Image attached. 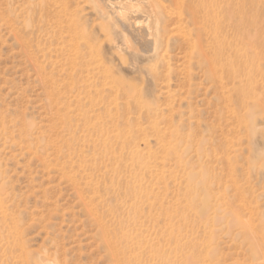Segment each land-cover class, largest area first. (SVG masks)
<instances>
[{"label": "rangeland", "instance_id": "1", "mask_svg": "<svg viewBox=\"0 0 264 264\" xmlns=\"http://www.w3.org/2000/svg\"><path fill=\"white\" fill-rule=\"evenodd\" d=\"M160 1L163 60L93 0H0V264H264V0L230 74Z\"/></svg>", "mask_w": 264, "mask_h": 264}, {"label": "bare ground", "instance_id": "2", "mask_svg": "<svg viewBox=\"0 0 264 264\" xmlns=\"http://www.w3.org/2000/svg\"><path fill=\"white\" fill-rule=\"evenodd\" d=\"M93 1L102 16L110 22V26L119 32L127 48L153 53L156 57L165 59L167 41L171 34L177 31L174 25L177 20L173 10L160 0ZM171 1L175 4L176 10L184 7V0ZM186 7L193 24L198 25L197 29H202V32L197 33L195 40L199 55L212 68L215 67L216 70L220 69L228 74L235 70L236 64L244 71H250L254 61L250 57L251 62L246 57L235 61L232 53L236 51V46L240 42L245 43L246 37L251 36L248 30L244 39L237 38L236 35L238 31L240 32L242 24L258 22L257 18L246 17L244 21L240 15L243 14V10L235 5L234 0H187ZM227 28H230L231 33L226 32ZM258 29L255 35L257 39L264 37V27ZM258 42L263 45L259 39ZM87 52L89 56L93 55V49L89 46ZM255 56H264V53H256ZM39 259L41 264H50V259L45 255L41 254Z\"/></svg>", "mask_w": 264, "mask_h": 264}]
</instances>
